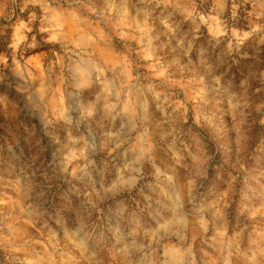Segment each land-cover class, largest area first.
<instances>
[{
    "label": "rangeland",
    "instance_id": "1",
    "mask_svg": "<svg viewBox=\"0 0 264 264\" xmlns=\"http://www.w3.org/2000/svg\"><path fill=\"white\" fill-rule=\"evenodd\" d=\"M264 0H0V264H264Z\"/></svg>",
    "mask_w": 264,
    "mask_h": 264
},
{
    "label": "trees",
    "instance_id": "2",
    "mask_svg": "<svg viewBox=\"0 0 264 264\" xmlns=\"http://www.w3.org/2000/svg\"><path fill=\"white\" fill-rule=\"evenodd\" d=\"M261 49L262 51H264V46L261 47ZM259 60H260V63L264 64V52L259 55Z\"/></svg>",
    "mask_w": 264,
    "mask_h": 264
}]
</instances>
